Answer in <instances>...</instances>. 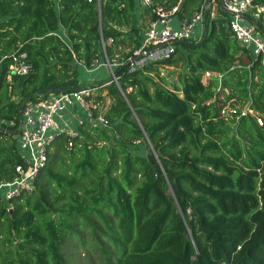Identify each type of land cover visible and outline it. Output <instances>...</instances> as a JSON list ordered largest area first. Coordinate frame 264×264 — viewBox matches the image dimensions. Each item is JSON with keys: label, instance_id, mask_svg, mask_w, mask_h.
<instances>
[{"label": "trees", "instance_id": "16d2710c", "mask_svg": "<svg viewBox=\"0 0 264 264\" xmlns=\"http://www.w3.org/2000/svg\"><path fill=\"white\" fill-rule=\"evenodd\" d=\"M211 2L0 0V183L25 167L27 97L87 87L91 113L56 134L31 191L0 189V264H264L263 57ZM175 6L180 21L203 12L201 33L136 64Z\"/></svg>", "mask_w": 264, "mask_h": 264}, {"label": "built area", "instance_id": "2783aa9c", "mask_svg": "<svg viewBox=\"0 0 264 264\" xmlns=\"http://www.w3.org/2000/svg\"><path fill=\"white\" fill-rule=\"evenodd\" d=\"M222 1L230 15V30L237 41L242 46L250 48L253 54L262 55L264 62V36L255 30L254 24L247 18L252 9L260 12L262 7L254 6L253 0ZM148 2L149 0H142V4H148ZM176 10L177 6L170 10L161 8L157 10V18L148 27L141 47L134 51V54L137 55L136 64L166 57L172 52L174 42L190 40L196 35V28L202 21L203 12L195 11L188 18L181 20L177 26H174L172 21ZM14 67L17 72L21 73H25L28 68L21 61ZM208 74L207 72L206 75ZM89 94V88L82 87L73 91L50 93L42 100L25 103L21 110L23 122L20 127L22 130L18 135L19 151L25 167L17 165L15 169L18 172V177L12 182L0 183V189L6 188L4 194L7 198L21 190L31 191L33 189V178L46 163L50 143L57 133L66 131L63 129V123L61 124L55 119L56 116H60L69 107H77L83 109L85 117H89L91 113L88 111L86 102V97ZM230 112L234 114L236 110L230 109ZM257 120L262 123L260 119ZM98 121L103 124L107 123L102 117H99Z\"/></svg>", "mask_w": 264, "mask_h": 264}, {"label": "rangeland", "instance_id": "374dc122", "mask_svg": "<svg viewBox=\"0 0 264 264\" xmlns=\"http://www.w3.org/2000/svg\"><path fill=\"white\" fill-rule=\"evenodd\" d=\"M173 19H175V16L173 17ZM173 24V21H172ZM200 25V23L197 25V27ZM196 30L199 31V33H201L200 31V27L196 28ZM198 34V32H197ZM106 68L111 67L110 64L105 65ZM108 66V67H107ZM99 71L101 69V67H96L94 70ZM92 72V75H91ZM94 72L93 70H91L90 72H86L85 75V79L84 81H92V76H93ZM81 108H77V107H69L65 112H63L60 116H56V120L59 121V123H63V129H65L66 131H68V133L74 134V129L75 127V123L78 120V118H81V116H84L83 112L81 110H79ZM81 111V112H80ZM81 120V119H80ZM74 124V126H73ZM83 251V249H82ZM82 257V256H81ZM80 257V259H81ZM85 260V257L83 256L82 261Z\"/></svg>", "mask_w": 264, "mask_h": 264}, {"label": "water", "instance_id": "95a60500", "mask_svg": "<svg viewBox=\"0 0 264 264\" xmlns=\"http://www.w3.org/2000/svg\"><path fill=\"white\" fill-rule=\"evenodd\" d=\"M218 2H219V8H220L222 11H224V12H228V10L223 6V1H222V0H218ZM208 3H209V0H205V8H207ZM254 26H255V24H254ZM202 39H203V36L200 37V40H199V41H201ZM182 41H184V40H178L177 42H182ZM30 98H31V96L27 97V98L24 100V103H27V102L30 100ZM21 106H22V105H20V108H19V119H20V124H22V122H23L22 114H21V111H20ZM20 126H21V125H20ZM21 130H22V128L20 127L19 130H18L17 132H15L14 134L18 136V135L20 134ZM6 131H10V132H11L10 129H6Z\"/></svg>", "mask_w": 264, "mask_h": 264}, {"label": "crops", "instance_id": "0c3cea01", "mask_svg": "<svg viewBox=\"0 0 264 264\" xmlns=\"http://www.w3.org/2000/svg\"><path fill=\"white\" fill-rule=\"evenodd\" d=\"M211 5H213V6H216V5L219 6V2H218V0H217V1L212 0ZM179 22H180V20L177 19L176 17H175V19H173V25H174V26H177V25L179 24ZM198 27H201V26L199 25ZM198 27H197V28H198ZM197 32H198V34H199V31H198V30H196V34H197ZM80 112H81V111H80Z\"/></svg>", "mask_w": 264, "mask_h": 264}]
</instances>
